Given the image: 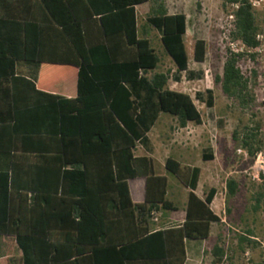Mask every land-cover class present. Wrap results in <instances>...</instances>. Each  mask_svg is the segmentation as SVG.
<instances>
[{
    "label": "trees",
    "instance_id": "obj_1",
    "mask_svg": "<svg viewBox=\"0 0 264 264\" xmlns=\"http://www.w3.org/2000/svg\"><path fill=\"white\" fill-rule=\"evenodd\" d=\"M38 3L44 18L20 24L21 54L13 56L38 73L20 81L28 97L42 99L29 100L20 117L12 111L10 118L12 130L20 122L24 126L20 138L35 156L28 162H10V174H0V235L14 237L19 264H182L183 240L207 238L209 223L219 221L207 208L215 189L209 188L202 201L188 194L180 225L153 229V214L174 207L165 199V178L153 175L151 161L135 157L133 151L138 143H147L146 133L159 113L174 117L179 128L187 122L199 124L193 100L210 108L212 92H197L192 100L167 88L168 72H154L159 59L144 29L137 28L134 7L148 4L144 25L158 32L176 73L199 79L187 70L184 15L167 14L163 0ZM221 4L237 6L231 37L246 48L256 47L258 25L248 1ZM204 56V42L194 40L192 61L202 63ZM240 58L225 51L221 74L212 82L243 106L255 73L243 76L237 67ZM67 68L76 70L74 98L36 89L35 84ZM210 160L209 152L201 154V161ZM178 167L173 159H165L164 169L182 181L186 176ZM198 173L191 169V190ZM135 179L143 180V200L138 204L131 202L127 187ZM258 179L264 182L261 176ZM225 191L234 196V180H226ZM213 250L219 259L221 248L216 244Z\"/></svg>",
    "mask_w": 264,
    "mask_h": 264
},
{
    "label": "rangeland",
    "instance_id": "obj_2",
    "mask_svg": "<svg viewBox=\"0 0 264 264\" xmlns=\"http://www.w3.org/2000/svg\"><path fill=\"white\" fill-rule=\"evenodd\" d=\"M247 1L253 4L252 11L258 25L256 34H261L264 40V0ZM163 3L168 14L180 13L185 17L183 43L188 56L187 70L200 75V78L188 80L183 72L176 73L175 66L159 44L157 33L152 30L148 38L159 57L154 72H168L167 88L185 93L192 100L195 93H202L205 89H210L214 98V108L211 109L193 100L205 126L204 139L193 147L190 157L194 161L207 150L214 154L212 161L202 163L201 179L203 192L213 186L218 194L213 204L216 209L219 202L220 211L217 214L222 220L218 239L222 255L218 262L226 256L227 264H264V182L259 181L252 169L255 154H264V105L261 103L264 99V45L259 52L243 51V57L237 64L243 76L248 77L250 71L255 73L247 87L249 101L241 106L236 100L225 97L219 84L212 82L214 76L221 74L225 51L231 47L229 43L237 41L230 35L233 27L228 15L232 7L222 6L221 0H163ZM196 39L205 44L202 63H194L191 59L192 44ZM174 76L179 78L178 81L173 79ZM69 83L67 85L62 81L54 83L53 87L59 95L65 96L68 90L74 95L73 80ZM193 126L189 128L190 133L194 132ZM150 137L155 154L163 153L165 149L183 163L180 148L182 133L175 118L159 113L147 133V138ZM160 161L159 157L153 158V169L156 175L166 178L168 188L175 179L160 172L163 171L160 169L163 162L160 164ZM228 179L236 183V192L232 197H228L225 191ZM240 238L246 241L241 242ZM201 256L205 262L210 258L207 253Z\"/></svg>",
    "mask_w": 264,
    "mask_h": 264
},
{
    "label": "crops",
    "instance_id": "obj_3",
    "mask_svg": "<svg viewBox=\"0 0 264 264\" xmlns=\"http://www.w3.org/2000/svg\"><path fill=\"white\" fill-rule=\"evenodd\" d=\"M145 6H147L146 9L143 8ZM148 8L149 6L147 3L139 4L134 7V12L138 30H140V28L144 29V37L150 43V40L148 38L149 32L152 30L156 32L158 35V41L159 34L152 27L144 25L145 18L148 13ZM138 11H143V13L141 14V12L139 13ZM43 15L42 5L38 3V0H0V21H2L0 22V174H10V171L8 170V165L10 164V162H28L35 156L34 154H29L26 151L28 145L26 144L25 140H22L20 138L21 135L19 134L22 133V128H24V126H22L20 122L17 126V130H12L13 123L10 118L12 116V111H14V114L16 115H18L20 112H25L28 108L29 100H31L32 102L36 100L41 101L42 98H38L32 94L30 97H28V90L26 88V85L22 84V81H20L37 77L38 73H35L34 69L29 67V65L23 62L21 59H15L13 54H21L22 37L20 24L22 22H28L31 18H36V20H43ZM150 46L155 52V49L151 45V43ZM67 76H69V78ZM48 77H50V79H46V81H44L42 84H35L37 90L46 94L55 95L66 99H72L75 97V69H61L56 71L55 74L49 75ZM70 80H73L74 82V95L70 93V90H68V93H66L65 96L57 94L53 87L54 83L56 84L64 81L67 82V85H70ZM211 108H214L213 96L212 106L206 109ZM18 117L20 116L18 115ZM191 125L195 126H193V133L189 132V128H191ZM204 126L205 123L203 122V119L200 115L199 124L196 125L192 122H187L184 127L179 128L182 133V144H180V148L183 151V157H181L182 159H184L183 163H180L178 159L171 156L169 152L165 151V149L162 150L163 153L155 154V147L151 142V137L150 139L147 138V133L150 130L146 133L147 143L145 145L138 143L133 151V155L135 157H146L151 161L153 175H156L153 169V158L159 157L161 158L160 164L163 162V168H160L159 166L160 169H163V171L160 172L171 175L164 169L165 159L170 158L178 163V171L186 176L183 177L181 181L176 176L171 175L175 180L170 183L168 188L166 182L165 199L171 203V205L174 207V210L159 211L156 214H153L151 220L153 229H158L159 227L180 225L184 220L188 194L192 193L197 199L202 201L209 188L215 189L213 186H209L208 189L203 192V182L201 179L203 176V172L201 169V165L203 163V161H201V154L209 152L213 160V152L210 150H207L205 153L202 152L200 153L199 157H196L194 161L191 160L192 157H190V153L193 152V147H197V145H199V143L204 139ZM192 168H197L199 171L197 181L193 190L189 189L188 187V178L190 176ZM156 176L164 177L163 175ZM133 181H135V183L130 185V182ZM127 187L131 202L133 204L141 203L143 200V180L135 179L128 181ZM215 197H218L216 189L210 203L207 205V208L211 212V214L218 218L219 221L209 223L207 238L203 240H183L182 264H217L218 262V258L213 256V253L215 252L213 250V247L216 246V244L218 247H220L218 244V239L220 236V224L222 223V220L217 214V211H220L219 202L217 203L216 209L213 208ZM0 245V264L20 263V252L16 248L14 237L12 235H0ZM203 253H207L210 257L207 262L202 261L201 254ZM220 262L221 259L219 260L218 264H220Z\"/></svg>",
    "mask_w": 264,
    "mask_h": 264
},
{
    "label": "built area",
    "instance_id": "obj_4",
    "mask_svg": "<svg viewBox=\"0 0 264 264\" xmlns=\"http://www.w3.org/2000/svg\"><path fill=\"white\" fill-rule=\"evenodd\" d=\"M249 3V2H248ZM251 8L253 7V4L249 3ZM232 7V11L234 9H236V5H230ZM232 11L230 12V14L228 15V19H231L233 21V17H232ZM255 41L257 42L256 47L249 49L244 47L241 42H239L238 40L235 42H231L229 43V45L231 46L230 49H228V51L234 53V54H240L241 57H243V51H249V52H259L260 48L264 45L263 44V38L261 34H256L255 35ZM246 57V56H244ZM252 169L255 171L257 178L258 176H261L264 180V154L262 153H257L254 156V160H253V164H252ZM220 264H227L226 262V256H223L221 258V262Z\"/></svg>",
    "mask_w": 264,
    "mask_h": 264
}]
</instances>
